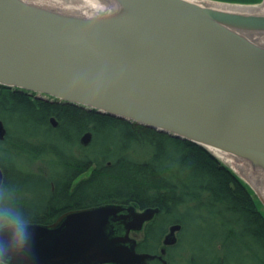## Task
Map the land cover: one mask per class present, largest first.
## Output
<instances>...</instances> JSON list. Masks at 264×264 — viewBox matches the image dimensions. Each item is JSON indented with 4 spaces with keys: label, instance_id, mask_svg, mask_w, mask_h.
I'll return each instance as SVG.
<instances>
[{
    "label": "water",
    "instance_id": "1",
    "mask_svg": "<svg viewBox=\"0 0 264 264\" xmlns=\"http://www.w3.org/2000/svg\"><path fill=\"white\" fill-rule=\"evenodd\" d=\"M108 1L110 13L87 17L0 0V85L217 148L264 171V46L246 35L264 33V13L192 0ZM5 134L0 119V140ZM91 139L86 131L79 140ZM158 210L100 204L48 224L8 223L0 262L166 264L180 224L169 226L159 253L137 251L134 235Z\"/></svg>",
    "mask_w": 264,
    "mask_h": 264
},
{
    "label": "trees",
    "instance_id": "2",
    "mask_svg": "<svg viewBox=\"0 0 264 264\" xmlns=\"http://www.w3.org/2000/svg\"><path fill=\"white\" fill-rule=\"evenodd\" d=\"M0 119L9 130L0 140L3 188L14 195L10 201L0 197V225L47 224L64 211L100 204L157 207L158 212L143 227L137 251L155 253L167 227L178 223L180 239L166 250L170 264L172 247L181 242L185 228L184 210L206 207L211 210L199 215L204 223L213 222L216 216L223 221L213 225L203 245L210 260L200 263L193 255L187 258L188 264H264V210L239 176L201 145L3 85ZM12 128L16 130L13 136ZM17 130L30 138L41 131L55 143L31 144L17 137ZM86 131L92 133V139L84 146L79 139ZM47 152L58 158L47 174L23 172L12 161L40 160L47 165L43 158ZM25 193L34 197H24Z\"/></svg>",
    "mask_w": 264,
    "mask_h": 264
},
{
    "label": "rangeland",
    "instance_id": "3",
    "mask_svg": "<svg viewBox=\"0 0 264 264\" xmlns=\"http://www.w3.org/2000/svg\"><path fill=\"white\" fill-rule=\"evenodd\" d=\"M211 1L229 3V4H233V5H244V6H246V5L247 6H252V5H258V6L262 5L263 6L264 5V3H262V0H239V1L232 0V1H228V2L222 1V0H211ZM7 130L8 129L6 128V131ZM11 132H12L11 134L13 136V134L16 133V130L12 128ZM17 133H18V135H16L17 137L21 138L22 140H24L26 142H30L31 144L41 145L44 143V144H48V145H53L55 143L54 138H49L50 136H44V133L41 131H39L36 138L21 136L20 133L18 132V130H17ZM72 150H75V149H72ZM73 153H75V152H73ZM213 155L216 156L225 165H227L234 173H236V171H234V169L230 165H228L226 162H224L219 156L215 155V153H213ZM11 156H12V154H11ZM43 158L47 159V161H48L47 165L44 162H41L40 160H36V161L31 162V163L28 162L27 164H21V162H19V164H18L14 160V158L12 161L14 162V165L21 168L23 170V172L33 171V172H43V174H47L52 169L50 167V164L55 163L58 160V158L54 157V155L51 152L44 153ZM88 174H89V170L87 172L83 173L80 176V178H83V177L87 176ZM236 174L246 184V186L250 189L253 197L258 201L260 208L262 210H264V200H263L261 194L258 192L257 188L250 181H248L245 177H243L240 173L237 172ZM22 178H23V176H22ZM12 196H14L12 193L6 192V194L3 195L2 199L5 198L6 200L10 201L13 198ZM24 197H31L32 198L34 196H33V194H26L25 193ZM19 198H20V195H19ZM13 202H15V201H13ZM206 210H211V209L206 208V207H203L202 209L190 207V208H187L184 210L185 214H183V219L185 221V228L181 234L182 235L181 242L177 246L172 247V250H171L172 257L169 258L170 264H188L187 258L189 256H193V255L197 257V259L200 263L205 262L207 260H210L211 254H208V252L202 250V248L208 239L207 234L210 233L209 232V231H211L210 229L213 230V225H216L217 223H218L217 225H219L220 221H223V220H219V218L216 216L215 218H213V220L215 219L213 222L204 223L202 218H199V215L204 216L205 214H207ZM168 231H169V226L167 227L166 232L163 234L162 239H161V243L158 246L155 253H159V249L163 247V245H162L163 244V238L166 235V233H168ZM217 231H219V230L217 229ZM219 233H220V235L222 234V232H219ZM179 234H180V230L176 231L175 235L178 239H180ZM142 236H143L142 231H141V233H139V232L136 233L137 238L140 239ZM168 246L171 247V246H173V244L168 245ZM165 253H166V255L165 254L164 255L166 258L167 252H165ZM167 258H166V260H167Z\"/></svg>",
    "mask_w": 264,
    "mask_h": 264
},
{
    "label": "bare ground",
    "instance_id": "4",
    "mask_svg": "<svg viewBox=\"0 0 264 264\" xmlns=\"http://www.w3.org/2000/svg\"><path fill=\"white\" fill-rule=\"evenodd\" d=\"M37 4H43L50 7H55L62 11L73 12L82 16H95L98 14L110 13L113 6L108 0H25ZM199 3H207L214 8L226 9L231 11H244L264 13V5H233L229 3L211 1V0H192ZM250 39L256 41L258 44L264 46V33H247ZM210 150L219 156L224 162L230 165L234 171L240 173L248 181H250L261 194L264 200V171L260 168L254 167L250 162L243 158L218 150L217 148H210Z\"/></svg>",
    "mask_w": 264,
    "mask_h": 264
},
{
    "label": "flooded vegetation",
    "instance_id": "5",
    "mask_svg": "<svg viewBox=\"0 0 264 264\" xmlns=\"http://www.w3.org/2000/svg\"><path fill=\"white\" fill-rule=\"evenodd\" d=\"M3 140V139H2ZM3 172V171H2ZM3 180H4V174H3V179H2V183H1V185H0V197L1 198H3V195H5L6 194V192H7V190L6 189H4L3 188ZM5 199V198H4ZM137 210H140L139 208H136ZM64 212H66V211H64ZM63 212V213H64ZM62 214V213H61ZM61 214H59L55 219H57ZM153 219V218H152ZM149 222V221H148ZM12 223V222H11ZM147 223V222H146ZM145 223V224H146ZM8 224V223H7ZM48 224V223H47ZM144 224V225H145ZM4 225H6V224H4ZM4 225H0V228L2 227V226H4ZM144 225H143V227H144ZM143 227H142V229L140 230V231H137V232H134V235L136 236V233H141V231L143 230ZM136 239H137V241H139V238H137L136 237ZM177 242V241H176ZM175 244V243H174ZM173 244V245H174ZM163 245V244H162ZM164 246V245H163ZM169 247V246H168ZM166 250H167V246H166ZM166 252V251H165ZM165 255H166V253H165ZM165 255L163 256V258L166 260V258H165ZM152 261H157L158 262V264H162V261H160V260H158L157 258H155L154 260H152ZM150 262V261H149ZM149 262H148V264H149ZM106 264V263H105ZM166 264H167V260H166Z\"/></svg>",
    "mask_w": 264,
    "mask_h": 264
}]
</instances>
